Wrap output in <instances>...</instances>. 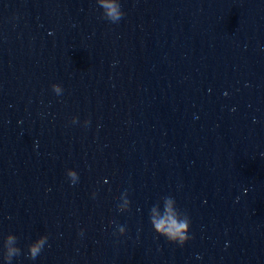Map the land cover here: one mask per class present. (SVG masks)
Masks as SVG:
<instances>
[{
	"label": "clouds",
	"instance_id": "9594fccd",
	"mask_svg": "<svg viewBox=\"0 0 264 264\" xmlns=\"http://www.w3.org/2000/svg\"><path fill=\"white\" fill-rule=\"evenodd\" d=\"M97 4L103 10L102 18L115 24L118 23L125 15L122 11L119 0H97ZM52 91L56 95L63 93V88L60 84L53 83L51 85ZM72 123H78L77 118H73ZM85 126L90 122L85 121ZM67 176L70 182L75 185L78 182V174L72 169L67 170ZM95 195V194H93ZM119 200L122 201L118 205L120 212L130 210V201L128 199L127 191L120 194ZM163 200V209L159 203L153 205L149 212V221L154 231L164 237L171 243L177 244L183 247L191 237L189 236L191 221L187 214L181 212L176 205V201L172 196H165ZM121 235L125 233V227L117 226ZM83 233L81 232V235ZM48 242V237L42 235L35 241L31 242L27 248V257L31 260H35L43 251L45 245ZM22 254L21 248L18 246V238L14 234L9 233L3 239L2 255L5 264H12L15 257H19Z\"/></svg>",
	"mask_w": 264,
	"mask_h": 264
}]
</instances>
